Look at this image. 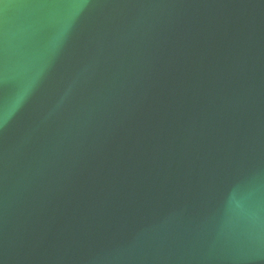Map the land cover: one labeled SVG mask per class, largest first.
Returning <instances> with one entry per match:
<instances>
[{"label":"water","instance_id":"obj_1","mask_svg":"<svg viewBox=\"0 0 264 264\" xmlns=\"http://www.w3.org/2000/svg\"><path fill=\"white\" fill-rule=\"evenodd\" d=\"M0 264H264V0H0Z\"/></svg>","mask_w":264,"mask_h":264}]
</instances>
